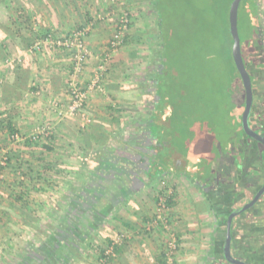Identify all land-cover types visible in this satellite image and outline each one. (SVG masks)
<instances>
[{
    "label": "crops",
    "instance_id": "obj_1",
    "mask_svg": "<svg viewBox=\"0 0 264 264\" xmlns=\"http://www.w3.org/2000/svg\"><path fill=\"white\" fill-rule=\"evenodd\" d=\"M10 1L14 9L6 8L4 4L2 9L14 12L29 31L27 41L24 42L23 35L20 38V43H25H22V50L17 51L16 47L12 56L20 57L21 63L23 59L25 67L31 69L29 87L33 90L16 102H5L3 88L12 72L2 62L4 58H0V156L5 153L11 157L6 178L25 179L21 176L28 174L35 180L46 178L48 184L60 180H64V184L62 194L53 191L52 184L50 189L47 188L48 193L34 180L29 185L27 178L23 181L28 184L23 185L25 188L18 187L14 192L0 188V264L3 260L15 258L21 262L24 259L22 245L28 241H21V247H18L20 236L16 234L15 237L6 229V225H25L20 219L26 216L22 211L36 216L35 219L46 220L47 224L53 220L59 226L79 225L80 238L73 237L74 242L70 239L65 246L70 250L65 253L67 264H96L109 239L114 240L119 235H125L127 239L116 253L117 257L108 264H162L168 234L161 223L154 221L159 196L167 191L165 182L172 186L173 194L168 203L170 219L180 243L176 264H229L224 256L229 216L233 209L251 202L261 184L264 185V166L263 170L256 169L247 156L244 160L236 159L237 163L229 156L217 158L216 162L209 159L212 162L209 167L197 166L202 150L186 156L189 153L185 150L186 144L192 140L185 131L193 130V127L185 128L184 134L181 132L183 120L178 116L179 111L174 115L175 120L169 115L176 108L156 109V104H151L145 109L133 107L131 111V104L138 95V92L131 93L135 90L131 88L138 83L131 80V49L135 48L131 40L137 41L144 34L136 33L133 26L124 44L111 54L107 63L102 76L105 91L89 95L85 128L80 129L76 123L81 122L80 117L59 119L51 112L50 103L53 100L68 101L66 64L47 50L31 54L29 48L47 32L63 35L87 26L97 20L98 15H106V20L96 22L88 38L90 59L84 79V86H88L94 71L108 53L119 6L109 0ZM125 2L127 7L132 6L131 0ZM19 8L22 10L18 11ZM33 17L37 18L36 23ZM5 25L9 26L8 23ZM12 31L7 29L5 36L9 38ZM4 32L1 31L3 35ZM9 58L7 56L5 61ZM36 91L41 95H30ZM131 114L139 115V121L132 128ZM153 115L156 121L151 123ZM9 123L23 135L30 134L37 125L49 126L54 141L14 143L9 139ZM131 129L134 130L132 133ZM77 130L79 133L75 132ZM41 144L52 147V152ZM76 145L80 150L72 154ZM192 145L188 146L189 150ZM234 156L238 157V153ZM75 177L79 181H72ZM21 190L24 199L10 203L8 197L19 195ZM41 193L53 196L50 199L54 200V205L38 203L42 200ZM12 208L15 211L7 214L6 211H12ZM41 210L45 217H39ZM248 210L232 222L231 251L233 256L242 255L251 264H264V200ZM36 225L39 226L40 221ZM54 233L51 235H56L58 229ZM8 243L13 246L9 247ZM74 243H80L79 248L84 247V252L72 253L71 247H77ZM31 255L30 258L39 254Z\"/></svg>",
    "mask_w": 264,
    "mask_h": 264
},
{
    "label": "rangeland",
    "instance_id": "obj_2",
    "mask_svg": "<svg viewBox=\"0 0 264 264\" xmlns=\"http://www.w3.org/2000/svg\"><path fill=\"white\" fill-rule=\"evenodd\" d=\"M167 1L169 0H165V2ZM232 1L233 0H174L173 5H170L171 7L164 12V25L162 30L165 38V46H163L161 54L165 57L166 62L165 71L161 78H164L165 83L172 85V88L168 89L170 95L168 98L165 94V92L168 93L167 90L164 91V89H162L163 91L160 93L166 98V101H169V107H172L174 104L176 106L175 112L171 111L169 115L174 117V115H176L175 113L179 111L178 116L183 120L181 132L184 134L185 128L191 129L193 127V130L185 131L191 135L189 140H192L191 143L186 144L187 147L185 150L189 152L186 153V156H192V154H194L192 153L193 151L200 152L202 150L196 162L197 166L200 164L204 167H209V163H212L209 159L216 162L217 158L219 160L220 157H234L237 152L244 151L248 161H251L256 169L260 167V169L263 170L264 149L257 142L248 139L237 126L239 112L237 111V106L234 101H232V97H230L233 96V93H231L232 90L230 89L231 81L236 82L238 87L241 86L239 76L236 74V71L232 69L230 56L232 37L229 33V9ZM12 3L13 2L10 0H0L1 5L4 4L6 8L11 10L14 9ZM259 3L264 19V0H259ZM131 5L130 8H127L133 15V30H135L136 33H144L142 34L143 37H140L139 40H131V45L135 47L131 49V80H137L138 83L136 85L145 87L144 91L146 92L144 93L143 90L138 92L135 102L133 101L131 104V111H133V107H144L145 109L151 106V104L155 105V101H152L153 96L149 95L150 92L147 88L152 87L153 84V76L151 73L159 72L161 68L158 53L159 47L161 46L159 40L155 39L153 37L154 35H152V33L156 34L160 32L159 18L157 17L154 0H131ZM9 9L6 12L2 9V13H5L4 19L7 20L6 22L9 24V26H5L7 27L6 29H11V31L14 30L21 36L23 35L24 42L27 41L28 37L26 35L29 31L25 28L23 22H20V17L16 18L14 12H10ZM242 9L243 6L240 9L239 16L240 33L243 37L246 36L248 39L250 38L252 42L250 45L251 56L255 59L258 52L251 38L252 11H250V8ZM19 10L22 9L19 8L18 11ZM3 14L1 15L2 18ZM243 27H245V30ZM23 29L26 31H22ZM5 35L6 31L4 32V36ZM3 37H0V43L5 48V57L2 61L5 63L7 56L10 57V59L14 58L12 55L13 52L15 53V45L7 38L8 36ZM24 42L22 41V43ZM29 44L32 43L29 42ZM253 60L250 61V63H252ZM250 63L248 66L251 69L250 71L253 72L255 67ZM171 70L172 73L173 71H177L179 76L175 78L174 76H169L171 75ZM229 73H232L234 77L232 78V75ZM176 86L184 90L182 98L181 96H177V92H175ZM188 86L190 89H188ZM187 90H190V92L186 93ZM224 91H227V93H224ZM209 100L214 104H210L212 106L211 108L208 107ZM166 101L162 100L161 108L165 109V107L162 106H165ZM185 113L188 114L185 115ZM137 116L139 115L131 114V128L134 126V123L139 121ZM185 117H188V119L185 120ZM81 122H83L82 126H80ZM81 122L79 123V121H77L76 123L80 129H84L85 123L87 122L82 119ZM78 130L75 132L79 133ZM133 131L134 130H132L131 133ZM248 144L250 147L246 152L247 146H249ZM189 145H192L190 150L188 147ZM79 150V146L76 145V150L73 148L72 154ZM211 155L212 157L209 158ZM72 157L73 159L76 158L73 155ZM12 178L13 180L10 178H5L3 180L6 181V183L12 181L10 184L16 183V177ZM73 179L76 180V177L72 178V181ZM19 181L23 182L25 180L20 179ZM34 181L35 184L42 185V189H50V184H52L54 185V187H51L53 191L61 194L63 192L64 180L57 181V183L49 182L50 184H46L42 179L38 178L36 180L34 179ZM0 183H2V180ZM32 183L33 181H30L29 185H32ZM165 183L164 189L169 190L172 186H168L169 183L167 182ZM43 194L44 193H41L42 200L38 203L41 204V202H43L44 204L48 202L50 205L54 203V200L50 199L51 196ZM40 212L41 213L38 214L39 217H45V213L42 210ZM33 217L35 218L36 216ZM53 222L52 220V223ZM52 223L47 224L46 220L40 222V233L30 228L23 229L21 231L22 233L20 232V238L17 237L19 238L17 243L21 241H23V243L30 241L33 244V248H30L29 252L38 253L41 258H44L45 255L41 256L42 253H49L52 249V245L44 244L46 243L47 235L55 234L54 232L57 229L59 233H61L60 231L62 230H60V227H65L59 226V224L55 222V224ZM13 234L16 237L17 233H12V235ZM72 236L78 237L77 235ZM12 243H16V241ZM8 245L9 247L13 246L9 243ZM18 247H21V243L18 244ZM43 249L46 250L44 251ZM84 250V247L83 249L79 248V253H83ZM7 254L10 255L9 253ZM2 255H4V253H2ZM18 262L19 260L15 258L3 260V264H18ZM37 263L40 264L41 261L37 260Z\"/></svg>",
    "mask_w": 264,
    "mask_h": 264
},
{
    "label": "trees",
    "instance_id": "obj_3",
    "mask_svg": "<svg viewBox=\"0 0 264 264\" xmlns=\"http://www.w3.org/2000/svg\"><path fill=\"white\" fill-rule=\"evenodd\" d=\"M173 2H174V0H169L167 2H165V0H154V6L156 8L157 15H158L157 17L159 18L160 32L156 33L157 35L155 33L154 34L152 33V35H154L153 37L155 39H158L160 42L161 47H159L158 53H159V57H160L159 60L161 62L160 63L161 68H160L159 72L151 73L153 76V81H152L153 84H152V87L147 88V89H149V92H150L149 95L153 96L152 101H155L156 109H158V108L163 109V108H161L162 100L166 101V98H164L162 96V94L160 93L161 91H163L162 89H164V91L167 90V92H168V89L172 88V85L165 83L164 78H161V76L163 75V73L165 71L164 69H165V62H166L165 57H163V55L161 54V51L163 50V46H165V40H164L165 38H164L163 30H162V27L164 25L163 15H164V12L169 7H171L173 5ZM242 6H243L242 10L250 8V11H252L251 16L253 17V19H252V26H251V33H252L251 38H252V41L254 43L255 49L258 52L257 57L255 59L252 58L251 49H250V45L252 42L250 41V38L248 39L246 36L243 37L241 35L240 26H239V33H240V37H241V41H242V54H243V58H244V61L246 64V68H247L248 72L250 73V75L252 77V82H253L254 105H253V109H252V113H251V117H250V125L257 133L264 136V27H263L264 26L263 25L264 19H263L262 10H261L259 0H243V2L241 3L240 9L242 8ZM0 13H1L0 14V37H3L4 35L1 33V31L3 30V31L7 32V29H6L7 27H5L6 26L5 24L7 22H6V20L2 19V17H1V15L3 14L1 4H0ZM239 16H240V10H239ZM239 22H240V20H239ZM243 28L245 30V27H243ZM260 28H262V29H260ZM12 32H11V34H10L11 36L9 38H11V41L15 45V48L17 47V51H21L23 48L22 47V41L20 43L21 35L20 34L18 35V33H16V31H14L13 33ZM45 35H46V33L44 35L39 36L38 39L43 38ZM231 44L233 45V39L231 41ZM230 56H231V62H232V69H234L236 71V74L239 76V79L241 82L240 83L241 86L238 87L236 82L231 81L230 89L232 91L231 90L230 91H231V93H233V96H230V97H232V101H234L235 105L237 106V111L239 112L238 117H237V120H238L237 125L241 129L243 134H245V132L243 131L242 122H241L242 113H243L244 108H245V90L243 87L241 77H240V75L236 69L235 64H234V60L232 57V48L230 49ZM4 57H5V48L0 43V58L3 59ZM252 60H253V62L250 63V61H252ZM249 63L253 67H255L253 72L250 71L251 69L248 66ZM8 69H9L8 71L12 72V74H11L9 80L7 81V84H5L4 88H3V100L7 103L16 102V101L21 99V96L23 97V94L33 90V88L29 87L30 78H31V69L25 67V63H24L23 59H22L21 64L12 65ZM172 70L170 72L171 75H169V76H174V78L176 76H179L177 71H173V73H172ZM229 74L232 75V78L234 77L232 73H229ZM133 88L135 90L131 91V93L132 92H139L142 90L144 93H146L144 91L145 87H143V86L136 85V86L132 87L131 89H133ZM150 89L152 92L150 91ZM188 89H190L189 86H188ZM175 92H177V96H181V98H182V95L184 94L183 89H180L179 86H176ZM189 92H190V90L186 91V93H189ZM224 93H227V91H224ZM165 94H166L167 98L170 96L169 92L168 93L165 92ZM208 99H210V98H208ZM168 104H169V101L167 100L165 103V106H169ZM210 104L214 105L209 100V105H208L209 108L212 107ZM165 106H162V107H165ZM170 108L172 110H174L176 108L175 104L172 105V107H170ZM186 114H188V113H185V115ZM155 119H156V117L153 115L151 123H154V121H156ZM173 119H174V117H173ZM7 128L9 130V134H10L9 139H10V136L12 134L18 132L16 130V128L12 125V123H9L7 125ZM54 138H55V136L51 131L50 135L46 138V141L47 142L54 141ZM247 138L255 141L254 139H251L248 136H247ZM39 141L33 142V143L39 144ZM255 142H257V141H255ZM257 143L259 145H261V147L264 149V146L261 143H259V142H257ZM41 145L43 148L47 149L48 152H52V150H53L52 147H50L48 145H43V144H41ZM249 147H250V145L247 146L246 152H247ZM11 151H13V149ZM237 153H238V157H235V156L232 157V161L234 163H237L236 159L244 160V158L246 156L244 151H240ZM6 156L8 158L7 164L5 167L0 169V175H3V177L0 178V181L2 180V183H0V188L2 189L4 187V188H6V191H8L10 189L14 192V191H16V189L18 187L21 188L23 185H25V186H27V185L24 182L19 181L21 178L19 180L17 179V182L12 183V184H10L12 181L7 180L8 183H6V181L3 180L6 178L7 169L11 166L10 155H6ZM21 177H24L25 181H26V178H27V181H29L28 179H30V181L34 180V178L30 177L28 174H25V175L23 174ZM38 179H42L43 182H45L46 184L48 183L46 178L41 177ZM15 181H13V182H15ZM23 188H25V187L23 186ZM21 192H23V191L21 190L19 195L11 194L8 197L9 202L16 204V203L22 201L25 196L23 195L24 193L22 194ZM11 196H13V197H11ZM76 196L79 197V194L76 193ZM2 197H3V195H2ZM75 200L77 201L78 198H75ZM14 211H15V209L12 208V211L11 210L6 211V213L11 214ZM22 212H24L23 214H26V216H24V218H20V219L22 222L25 223L26 226L25 225H22V226L21 225H18V226L6 225L7 231L8 232L12 231L13 233H17V235H20V232L23 229L30 228V229L36 230L37 233H40L41 232V226H37L36 223H38L39 221L43 222V219H39V218L35 219L32 215L27 214L25 211H22ZM10 216H12V215H10ZM60 228H61L60 230H62L60 232L63 233L64 236H61L62 234H60L58 231L57 234H60V235H57V234L56 235H47V237H46L47 238L45 241L46 243H44V244L52 245V249L50 250L51 252L46 253V254L42 253L41 256L45 255L44 258H41L40 254L37 257L34 256V257L30 258L32 256L31 253H35V252H29L30 248H33V244L28 241L27 243L22 245L23 255H21V256H24V259L21 262L19 261L18 264H38L37 260L41 261L40 264H63V263L67 264L68 262L66 260H67L68 255H66L65 253H70V250L68 247L65 248V246H68L67 243L69 242L70 239L74 242V239L80 238V227L77 224H73L71 226L68 225L66 227H60ZM72 235H77L78 237L76 238L75 236H72ZM73 237H74V239H73ZM63 239H65V240H63ZM113 241L114 240L109 239L107 245L112 246ZM124 243H121L120 245H114L113 248H114L115 253H119V251L121 250ZM74 245H76L77 247H74L71 245L72 246L71 247L72 253H79L80 243H78V244L74 243ZM45 248L48 249L47 247H45ZM102 251H104V248L102 249ZM7 253H9V252H7ZM162 264H163V261H162Z\"/></svg>",
    "mask_w": 264,
    "mask_h": 264
},
{
    "label": "built area",
    "instance_id": "obj_4",
    "mask_svg": "<svg viewBox=\"0 0 264 264\" xmlns=\"http://www.w3.org/2000/svg\"><path fill=\"white\" fill-rule=\"evenodd\" d=\"M109 1L119 6L115 32L109 41L108 53L94 71L88 86H84L85 73L90 59L88 38L91 32L94 31L96 22L106 20V15H98L97 20H94L87 26L73 29L63 35H58L55 31L47 32L43 38H37L29 48L31 54H37L38 52L47 50L59 56V60L64 61L66 64V70L68 69V101L62 103V101L53 100L50 103L51 112L57 115L61 120L76 117L82 118L83 121L87 120L85 107L89 95L95 91H105L104 85L102 84V76L106 71L107 63L110 61L111 54L116 52L124 44L131 30L133 15L128 10L125 0ZM33 19L36 23L37 18L33 17ZM15 63L21 64V58H9L5 61L6 67L8 68ZM30 95L40 96L41 92H31ZM51 131L52 129L49 126L37 125L30 134L23 135L17 132L10 136V140L14 143L19 141L38 142L41 139H46ZM6 155L7 154L3 153L0 156V169L7 164L8 158ZM2 177L3 175H0V178ZM172 194V190L170 189L160 194L157 203L156 220L154 221L155 224L161 223L168 234L163 253V264H176L180 250L177 231H175L170 219L171 208L168 203ZM126 239L127 237L125 235H119L114 239L112 246L104 247V251H101L99 260L96 264H108L112 259H115L117 254L114 251V245H120Z\"/></svg>",
    "mask_w": 264,
    "mask_h": 264
},
{
    "label": "water",
    "instance_id": "obj_5",
    "mask_svg": "<svg viewBox=\"0 0 264 264\" xmlns=\"http://www.w3.org/2000/svg\"><path fill=\"white\" fill-rule=\"evenodd\" d=\"M242 2L243 0H233L229 9V33L233 39L232 57L245 90V108L242 113L241 122L245 134L249 138L254 139L264 146V136L257 133L250 125V117L254 105V92L252 77L246 68V64L243 58L242 41L239 33V10ZM262 195H264V186L259 190V192L255 195L254 199L251 202L246 204L241 209L234 211L229 216L227 223V236L224 247V256L227 262L230 264H249L234 258L232 254V222L238 214H241L244 211L252 208L262 197Z\"/></svg>",
    "mask_w": 264,
    "mask_h": 264
},
{
    "label": "flooded vegetation",
    "instance_id": "obj_6",
    "mask_svg": "<svg viewBox=\"0 0 264 264\" xmlns=\"http://www.w3.org/2000/svg\"><path fill=\"white\" fill-rule=\"evenodd\" d=\"M263 186H264V185H261V186H260V188L258 189L257 193L259 192V190H260ZM257 193H256V194H257ZM254 197H255V196H254ZM253 199H254V198H253ZM253 199H252V200H253ZM252 200H251V201H252ZM263 200H264V195H262V197L257 201L256 204H258V203H263ZM253 207H254V206H253ZM253 207H252V208H253ZM239 209H241V208L233 209V211H232L231 213H233L234 211L239 210ZM247 211H249V210H247ZM247 211H244L242 214H244V213L247 212ZM238 216H240V214H238L236 217H238ZM236 217H235V218H236ZM235 218H234V219H235ZM232 254L234 255V253H232ZM234 258H236V259H238V260H241V261H244V262H246V263L251 264L250 261H248V259H246V258H243L242 255H235ZM229 264H230V263H229Z\"/></svg>",
    "mask_w": 264,
    "mask_h": 264
}]
</instances>
